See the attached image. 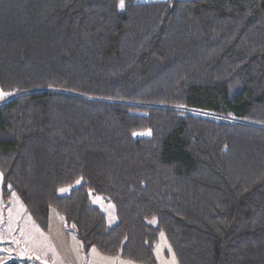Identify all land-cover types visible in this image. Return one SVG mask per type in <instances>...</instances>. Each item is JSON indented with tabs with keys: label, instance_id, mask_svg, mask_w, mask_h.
<instances>
[{
	"label": "trees",
	"instance_id": "trees-1",
	"mask_svg": "<svg viewBox=\"0 0 264 264\" xmlns=\"http://www.w3.org/2000/svg\"><path fill=\"white\" fill-rule=\"evenodd\" d=\"M0 94L2 199L83 264H264V0H0Z\"/></svg>",
	"mask_w": 264,
	"mask_h": 264
},
{
	"label": "rangeland",
	"instance_id": "rangeland-1",
	"mask_svg": "<svg viewBox=\"0 0 264 264\" xmlns=\"http://www.w3.org/2000/svg\"><path fill=\"white\" fill-rule=\"evenodd\" d=\"M3 98L0 94V101ZM79 184L80 181L62 187L58 193L67 195ZM89 197L92 204L104 213L107 226H114L117 219L113 205L101 196L90 193ZM8 206L2 201L0 175V264H83L82 260L80 262L81 258L74 257L71 253L72 249L76 250L74 241L78 240L67 230L62 217L55 211H50L49 228L47 232H43L15 195H11ZM156 249L160 258L174 261L173 257H169L171 248L162 233L159 235Z\"/></svg>",
	"mask_w": 264,
	"mask_h": 264
},
{
	"label": "crops",
	"instance_id": "crops-1",
	"mask_svg": "<svg viewBox=\"0 0 264 264\" xmlns=\"http://www.w3.org/2000/svg\"><path fill=\"white\" fill-rule=\"evenodd\" d=\"M143 2H148V0H143ZM10 198L7 201H4L2 199V201L6 204V206H8V204L10 203ZM74 242H75L74 246H75L76 250L74 251L72 249L71 253L73 254L74 257L78 256L79 259L81 258L80 259V262H81V260H82V252H81L80 242L79 241H74ZM154 254H155V257H156L157 264H177V263H175L176 260H175V257L173 255L172 251H171V255H169V257H173V259H174L173 262H171L169 259H166V258H160L157 255V249L156 248H155ZM169 262H171V263H169ZM86 264H134V263L123 261V260H120V259H117V258L102 256L93 248V249H91L89 251V253L87 255Z\"/></svg>",
	"mask_w": 264,
	"mask_h": 264
}]
</instances>
